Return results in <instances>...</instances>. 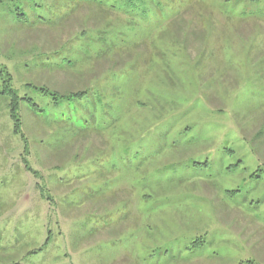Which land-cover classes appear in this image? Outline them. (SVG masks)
Listing matches in <instances>:
<instances>
[{
  "label": "rangeland",
  "instance_id": "1",
  "mask_svg": "<svg viewBox=\"0 0 264 264\" xmlns=\"http://www.w3.org/2000/svg\"><path fill=\"white\" fill-rule=\"evenodd\" d=\"M86 1L0 0V264H264V0Z\"/></svg>",
  "mask_w": 264,
  "mask_h": 264
},
{
  "label": "trees",
  "instance_id": "2",
  "mask_svg": "<svg viewBox=\"0 0 264 264\" xmlns=\"http://www.w3.org/2000/svg\"><path fill=\"white\" fill-rule=\"evenodd\" d=\"M79 1L81 4L83 3H87L86 0H77ZM81 1H84V2H81ZM242 2H253V3H258V4H261L262 0H240ZM140 2H138L139 4ZM83 5H86V4H83ZM88 5H92L94 8H99V10L102 7V4H96V3H90ZM142 5V3L139 4V6ZM112 9L114 8L115 9V6L112 5L111 7ZM100 11H103V9H101ZM23 15L21 14V17ZM118 51V49L116 50V52ZM103 59L107 58V57H102ZM128 64V63H127ZM127 67V65H125ZM123 67V68H126V67ZM122 68V69H123ZM121 69V70H122ZM119 70V71H121ZM111 72H118V71H111ZM39 91H41L42 93H44L45 95H51L53 97V103L54 105L58 106L61 102H67V103H73V102H77V103H81L83 100H85L89 95H90V91L85 89V90H80V91H76V92H70L69 94L67 95H61L59 94L58 91H55L53 93H51V90L49 88H46V87H42V88H38ZM12 94V101H11V104H10V107H11V118L12 120L14 121V130H15V134H19L22 136V138L24 137L23 136V132H22V124H21V121H20V116H19V103L22 101H27V104L31 107V108H34L35 110H38V106L37 104L35 103V101L33 99H28V98H20L18 93L16 92H11Z\"/></svg>",
  "mask_w": 264,
  "mask_h": 264
}]
</instances>
